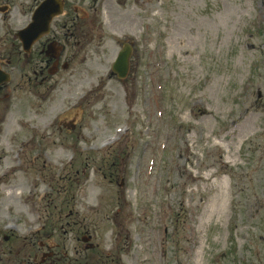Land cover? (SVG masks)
<instances>
[{"label":"rangeland","instance_id":"rangeland-1","mask_svg":"<svg viewBox=\"0 0 264 264\" xmlns=\"http://www.w3.org/2000/svg\"><path fill=\"white\" fill-rule=\"evenodd\" d=\"M10 1L0 264H264V0H64L53 74Z\"/></svg>","mask_w":264,"mask_h":264},{"label":"flooded vegetation","instance_id":"flooded-vegetation-1","mask_svg":"<svg viewBox=\"0 0 264 264\" xmlns=\"http://www.w3.org/2000/svg\"><path fill=\"white\" fill-rule=\"evenodd\" d=\"M5 1V2H4ZM15 1V0H12ZM41 0L36 1V5ZM4 4L0 6V13L9 9L10 0H3ZM66 6V8H65ZM68 2L63 0V8L67 9ZM62 14L55 16L51 23L49 31L37 39L31 46L28 52L22 49L21 43L17 37V29L14 33L15 39L21 49L23 61H29L33 64L35 69L41 70L47 68L49 70H57L60 66L67 67L68 65V12L66 10ZM64 57V58H61ZM61 61V64H60ZM0 70L8 73L0 63ZM9 74V73H8ZM41 75V74H40ZM8 82V81H7ZM6 82H1L3 86ZM1 117V116H0Z\"/></svg>","mask_w":264,"mask_h":264},{"label":"water","instance_id":"water-1","mask_svg":"<svg viewBox=\"0 0 264 264\" xmlns=\"http://www.w3.org/2000/svg\"><path fill=\"white\" fill-rule=\"evenodd\" d=\"M61 9L62 2L60 0H43L40 3L32 13L31 22L17 33L25 51L30 49L31 44L37 38L47 32L50 20L53 16L59 14ZM128 54V49H122L112 65L113 71H115L119 77H123L126 74ZM1 74L0 72V82L8 79L6 73Z\"/></svg>","mask_w":264,"mask_h":264},{"label":"bare ground","instance_id":"bare-ground-1","mask_svg":"<svg viewBox=\"0 0 264 264\" xmlns=\"http://www.w3.org/2000/svg\"><path fill=\"white\" fill-rule=\"evenodd\" d=\"M77 112V111H76ZM74 112H70V114H73ZM65 116H68V113L65 115ZM247 120L250 118L249 116L246 117Z\"/></svg>","mask_w":264,"mask_h":264}]
</instances>
